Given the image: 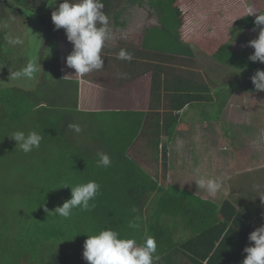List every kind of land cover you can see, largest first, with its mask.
I'll return each instance as SVG.
<instances>
[{"label":"trees","instance_id":"1","mask_svg":"<svg viewBox=\"0 0 264 264\" xmlns=\"http://www.w3.org/2000/svg\"><path fill=\"white\" fill-rule=\"evenodd\" d=\"M176 1L103 0L119 27L127 24L120 12L126 6H152L160 12L157 21L167 43L165 51L161 55L127 50L133 59L121 60L122 65L139 66V59L147 57L160 58L164 64L175 61L179 66L191 61L166 53L172 48V52L185 56L192 54L188 43L181 39L183 18ZM119 2L125 7L119 6ZM34 4L37 8L42 6L36 0H0V57L7 34L20 28L17 23L26 25L31 17L38 20V13L29 9ZM254 20L255 17L245 14L236 24L241 29L258 28ZM49 39H56L54 32L45 37L46 45ZM253 51L231 52L230 43L225 42L210 56L220 65L254 74L257 69L264 70V64L248 59ZM52 66L47 70L52 80H44L31 90L9 84L0 87V264H87L82 256L87 235L106 227H112L121 236L134 235L138 241L143 240L145 233L154 236L160 256L157 264H241L246 255L243 249L250 244L248 235L264 220L250 218L228 199L218 205L167 183L171 166L168 148L183 135L177 129L180 110L189 102L205 100L204 91L196 85L190 92L187 85L183 87L178 82L171 94L164 95L167 104L157 114L158 120L151 123V115L144 111L79 109L78 81L62 77L58 57ZM158 85L154 79L152 109L160 102L156 94ZM203 88L209 91L204 85ZM69 124H79L82 131L74 132ZM150 124L160 126V132L145 134ZM17 130L41 131L40 147L27 154L22 152L9 138ZM80 134L83 137L78 142L75 138ZM143 134L150 136L151 143L162 137L160 163L155 164L160 166L165 182L162 185L158 184L155 169L149 172L128 156L130 147ZM50 148L52 158L47 157ZM101 151L112 158L108 168L97 166V153ZM46 158L55 166L34 164L37 159ZM89 180L101 185L95 208H76L67 219L47 215L44 208L52 211L62 205L70 198L71 187ZM134 218L141 225L139 230L128 227ZM179 229H188L190 235L175 237Z\"/></svg>","mask_w":264,"mask_h":264},{"label":"rangeland","instance_id":"2","mask_svg":"<svg viewBox=\"0 0 264 264\" xmlns=\"http://www.w3.org/2000/svg\"><path fill=\"white\" fill-rule=\"evenodd\" d=\"M60 2L61 0L56 5L58 6ZM40 4L42 5L41 2ZM176 5L180 8L183 18L181 39L195 49L193 55L191 54L193 61L185 62L181 67L188 66L194 69L193 73L204 80L205 86L209 89L204 95L211 96V101H197L183 111L186 126L178 127L183 135L178 136L172 144L173 147L169 149L171 167L167 183H172L182 192L194 194L198 187L190 183L192 178L201 175L219 178L222 182L221 190L224 187L225 190L222 194L220 190L213 196L214 198H210L211 201L218 203L227 196L230 202L232 200L235 205L244 209L245 213L256 209L258 212L254 211L257 213L255 215L261 214L264 218V91L254 90L250 79L254 74L220 65L210 56L225 42L230 43L231 52L249 53L254 50L248 42L257 38L259 27L241 29L236 22L248 14L250 9L257 13L264 12V0H177ZM119 6L125 7V4L119 2ZM55 7L46 10L44 6L37 8L34 4L32 9L31 7L29 9L38 13V20L31 17L26 25L17 23L20 28L7 34L3 44L4 52L0 57V87L9 84L31 90L37 84L44 83V80L51 81L47 70L53 67L57 57L60 59L64 76H78L75 70L67 67L65 63L67 55L73 48L66 37L62 36L59 40L49 39L47 45L45 44L47 26L52 24L51 12ZM125 8L120 11L122 18L127 20L123 27L117 26L108 10H104L109 15L112 33V38L106 42L101 52L104 67L85 75L90 81L103 84L102 86L115 84L113 79H110L112 76H109L114 69L110 64L122 65L120 59L117 61L120 49L158 50L163 53L167 48L165 36L157 21L160 14L157 9L152 6ZM17 19L21 20L20 17ZM147 27L152 28L147 30L146 34L143 29ZM14 40H19L20 43H11ZM172 50L171 48L166 53L189 59L188 56ZM31 61H37L42 72L37 73L36 78L32 80L13 79L12 73ZM140 80L141 78L134 80L127 86L124 82L115 85L112 94L92 95L83 89L82 93L89 103H92L94 98L105 107L145 108L147 105L145 93L149 83ZM179 83L169 86L176 88ZM170 91L173 90L168 89V93ZM82 137L80 134V137L75 139L81 142ZM161 138H156V141L152 140L154 143H151L150 136L143 134L138 141V152H144L142 162L148 165L155 161L160 163V151L157 148H160ZM49 153L47 157L52 158L51 148ZM35 162L37 165L44 162L46 166L56 164L47 158L37 159ZM154 167L157 175L161 176L160 166ZM177 172L183 176L180 181H174L173 173ZM178 179L177 177L175 180ZM162 183H165L164 180ZM250 214L252 216V213ZM178 232L175 234L177 238L181 234L185 237L190 235L188 229L183 232L179 229Z\"/></svg>","mask_w":264,"mask_h":264},{"label":"clouds","instance_id":"3","mask_svg":"<svg viewBox=\"0 0 264 264\" xmlns=\"http://www.w3.org/2000/svg\"><path fill=\"white\" fill-rule=\"evenodd\" d=\"M56 5V0H46V7ZM255 15L254 24L259 27L258 36L248 42L254 49L248 57L252 62L264 64V12L257 13L249 10L247 15ZM51 21L56 29H64L67 40L73 45L72 51L67 55L65 63L67 67L74 69L75 74L84 77L92 71L104 67V59L101 52L108 40L112 38L109 27V17L104 12L103 0H61L51 12ZM11 43H20L19 40ZM117 58L131 62L133 55L126 49L117 53ZM42 72L37 61L28 62L24 67L12 73L13 79H35L36 74ZM254 90L264 91V70L257 69L250 77ZM68 128L80 133L79 124H69ZM25 154L40 147L43 139L41 131L23 130L14 131L9 137ZM97 166L108 168L112 165V158L105 152L97 153ZM196 186L214 196L222 188L219 178L199 176L195 180ZM67 187V186H65ZM101 185L95 180L71 187V196L62 205L52 211L44 208L47 215L60 216L65 219L73 214V210L91 211L95 208V199L100 192ZM138 218L129 221L128 227L139 230L141 225ZM249 246L243 249L246 253L241 264H264V224L255 228L249 235ZM83 259L87 264H156L160 260L157 252L156 238L144 234L143 240L138 241L133 236H121L112 227H106L95 234L87 235L83 244Z\"/></svg>","mask_w":264,"mask_h":264},{"label":"crops","instance_id":"4","mask_svg":"<svg viewBox=\"0 0 264 264\" xmlns=\"http://www.w3.org/2000/svg\"><path fill=\"white\" fill-rule=\"evenodd\" d=\"M152 27H147L146 29H143V30L146 32L148 29H150ZM194 50L195 49L191 46L190 47V52L192 53V55L194 53ZM138 51L150 52L152 54L153 53H156V54L159 53L158 50H154V51H145L144 50L143 51V50L138 49ZM159 54L162 55V53H159ZM172 55H174V54H172ZM192 55L188 56L191 61H193V59H194V58L192 59ZM174 56H176V55H174ZM139 62H140V65L139 66H132L130 63L129 64H124V65H119V64H116L115 65L114 63L110 64V65H113L114 66V67L111 66L114 69L111 72L112 74L109 75L110 77L112 76V78H110V79H113L112 81L115 83L113 85H108L107 84L106 86H102L103 84L94 83V82L90 81L85 76L82 78L79 75L77 77H67L66 75L64 76L63 73L61 75L64 78L75 79V80L78 81V87H79V93H78V108L79 109H81V110H94V111H105V110L144 111V112H147L148 114L151 115V118H150L151 123L156 122L158 120V118L160 117L159 116L157 118V116H158L157 114L163 112L164 105L167 104V100L164 98V95L166 93L169 95L172 92V91H170V93H168V89H171V90L175 89V88H171L169 86V84H174V83H178L177 81H181L182 82V85L184 84L183 87H185L187 85L188 86L187 89L190 92H192L191 91V88L193 86H196V85H198L197 87H200V89H202V91H204V92L206 91L203 88V85L205 86L204 80L201 79L200 76H196V74L193 73V70L194 69L188 68V66L187 67H181V66L177 65L175 61L174 62H171V64H164V63L160 62V58H157V59H154V60H149L148 57L146 59L145 58L139 59ZM158 64H160V65H158ZM164 66L167 67V68H169V69H167V71H166L164 69ZM61 69H62V66H61ZM137 73H138V76L136 77V74ZM134 77H136V78H134ZM139 78H141V80H143L144 82L147 81L149 83L147 93H145V90H144V93L147 96V105L145 106V108H128V109H125L122 106L121 107H117V106H115V107H105V105L101 104V102L99 103L94 98L92 99V103H89V101H87L86 96L82 93L83 90H88L89 92L92 93V95H97L98 93H101L103 95H105L107 93H111L112 94L115 91V89H114V86L115 85H119V84H122L124 82V83H127L125 85V86H127V85L133 83L134 80L137 81ZM154 79L159 83V85H158V87L156 89V94H157V98L160 99V102L158 103V105L156 107H154L152 109V108H150V104H152L151 103V95L150 94H151V88H152L153 80ZM147 82H145V83H147ZM200 89H198V90H200ZM192 90H193V88H192ZM202 91H200V92H202ZM88 96H89V94H88ZM208 100L211 101V96H210V98L206 96V99L205 100H201V101H208ZM199 101L200 100H198V102ZM196 102L197 101H192V102L187 103L180 110V113H182V115H183L184 114L183 111L186 110L187 107L193 106L194 105L193 103H196ZM152 111H153V113H151ZM182 115L180 116V119H179L180 122L177 125V129H178V127H180V125H185L184 121L186 119ZM151 125L152 124L146 126L147 128L144 130L145 134H146V132H147V134L148 133L150 134L151 131L154 134H155V131H159L160 132V126H158L157 128H155L154 127V124L152 126ZM138 141H140V140H138ZM138 141L136 143H134L130 147V149L128 150V156L131 159H133L135 162H137L139 165H141L142 167H144V169H147L149 172H152L154 170V168H155L154 165L156 164V161L153 162L152 164H149V165H148V163L141 161V157L144 156L143 155L144 152L143 153H142V151L141 152H138L139 151ZM172 147H173V145H170V147L168 148V161H169L170 164H171V162H170V158H169V149L172 148ZM157 150L160 151L161 148H159V149L157 148ZM151 169H153V170L151 171ZM169 171L170 170H168V174H169ZM168 174H167V178H169V175ZM177 177L179 179L178 180H175ZM182 177L183 176L180 175V174H178V172H177V174L176 173H173L174 181H180V178H182ZM196 179H197V177L192 178V181L190 183L191 184L192 183L195 184V180ZM157 180H158V184H160V185L163 184L162 182H163L164 179H163L162 176H158ZM181 181H183V180L181 179ZM224 190H225V187L221 190V194L224 192ZM194 194L197 195V196H199L201 199L210 200V198H214L213 196L208 195L205 190L200 189L199 187H198L197 192L194 193ZM224 199H227V196H225V198H223L222 200H220V202H218L217 204L218 205L221 204V202ZM231 203H233L232 200H231ZM235 206L240 211H242L244 214H246L247 216H249L252 219H254V218H260V219L264 220V218L262 217L261 214L260 215H255V214H257L255 212H258L256 209H252V211H248V212L245 213L244 209L239 208L237 205H235ZM250 213H252V216H250L251 215Z\"/></svg>","mask_w":264,"mask_h":264},{"label":"flooded vegetation","instance_id":"5","mask_svg":"<svg viewBox=\"0 0 264 264\" xmlns=\"http://www.w3.org/2000/svg\"><path fill=\"white\" fill-rule=\"evenodd\" d=\"M5 2L7 1V0H4ZM34 1V0H33ZM36 1H38L39 3L41 2L42 3V6H44L45 8H46V10H48L49 9V7H46V4L44 5V3H46V0H36ZM59 0H56V3L58 2ZM54 6H56L57 7V5H53V7ZM104 10H106L105 9V7H104ZM42 18H43V16H41ZM29 18V17H28ZM30 19V18H29ZM40 19V18H39ZM51 32H54L55 33V35H56V39L57 40H59L60 39V37H66V35H65V32H64V29L63 28H61V29H56L55 28V26L53 25V23L52 24H49L48 26H47V33H46V36H49V32L50 31Z\"/></svg>","mask_w":264,"mask_h":264}]
</instances>
